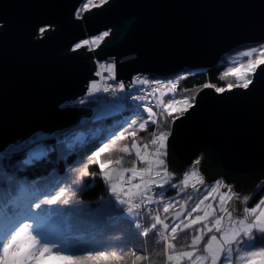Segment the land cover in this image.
Masks as SVG:
<instances>
[{
    "label": "water",
    "instance_id": "95a60500",
    "mask_svg": "<svg viewBox=\"0 0 264 264\" xmlns=\"http://www.w3.org/2000/svg\"><path fill=\"white\" fill-rule=\"evenodd\" d=\"M82 2L0 0V153L92 117L90 107L62 105L99 81L98 62H115L128 87L135 74L211 68L236 47L264 41V0H108L77 18ZM104 31L99 47L73 51ZM167 162L173 181L195 167L208 184L223 179L253 195L264 181V65L249 90L202 89L172 124Z\"/></svg>",
    "mask_w": 264,
    "mask_h": 264
},
{
    "label": "snow or ice",
    "instance_id": "6c2138e0",
    "mask_svg": "<svg viewBox=\"0 0 264 264\" xmlns=\"http://www.w3.org/2000/svg\"><path fill=\"white\" fill-rule=\"evenodd\" d=\"M107 2L108 0H84L80 11L75 15L81 18L82 12ZM47 30L45 27L39 29L42 34ZM108 35L109 32L105 31L91 39L80 40L74 45L73 51L83 47L89 50L99 47ZM240 55L246 62L229 70L237 82L228 84L227 90H249L254 86L256 70L264 65V44L250 47ZM99 68L101 71L96 72L97 76L107 73L108 80H115V62L101 63ZM137 85L141 88L151 87L153 91L132 99L147 101L149 95L159 93L155 106L161 110L160 113L146 103L142 109L136 104V109L146 112V118L137 114L135 119L127 121L126 126H122V131L111 134L107 142L98 147L88 159L98 167V173L94 175L98 174L115 201L129 216L135 218V234L146 240L150 233H154V244L160 246V251L156 248L150 251L147 246L140 251L132 247L120 252L87 248L72 250L64 243L52 242L43 229L42 205L46 207L58 201L69 203L68 199H61L67 189L60 187L55 194H40L35 200L23 205L15 198L12 200V206L0 227V264H264V246L258 244V241L264 242V197L254 206H243L237 211L233 207L234 201L240 200L242 205H247L253 196H241L221 179L208 185L195 167L183 173V179L178 185L173 184L176 174L169 170L167 162L168 140L172 135L170 121L193 107L192 98H175L179 78L165 82L137 75L130 87L136 88ZM161 86L167 91H160ZM203 87L213 88L214 85L204 84ZM125 88L124 82H118L113 87L107 83L102 86L99 81L92 80L87 86V93L89 96L101 91L120 93ZM215 91L223 93L226 89L215 87ZM84 102L80 101L82 104ZM174 112L178 115H173ZM150 124L155 127L150 143H142L138 133L146 131ZM23 148V144H16L9 151H21ZM114 152L117 153L115 157ZM102 154L106 158L102 159ZM133 155L135 160L126 159ZM128 163L132 166L126 167ZM196 164H199V160ZM205 185L206 194L191 207L189 201L193 199L192 196H188L183 202H174L171 199L166 201L163 195L166 186L178 188L179 194L184 193L188 187L199 193L198 186ZM257 187L264 190V183ZM213 202H218V206ZM161 205L163 214L160 211ZM33 208L40 211H33ZM142 211L150 216V223L139 222ZM185 232L190 233V239L186 237L185 242L178 246L176 241ZM161 256L162 261L154 259Z\"/></svg>",
    "mask_w": 264,
    "mask_h": 264
},
{
    "label": "trees",
    "instance_id": "16d2710c",
    "mask_svg": "<svg viewBox=\"0 0 264 264\" xmlns=\"http://www.w3.org/2000/svg\"><path fill=\"white\" fill-rule=\"evenodd\" d=\"M225 60L224 56L218 65L211 68L187 70L186 78L181 80L176 91V98L188 96L194 102L197 94L204 89V84L227 89L228 84L236 83L235 77L226 70ZM81 100L83 99L69 102L68 105L90 107L91 104H95L94 99L84 100L83 104L80 103ZM110 107L115 109L110 114L98 116V111H94L92 117L56 133L48 134L41 131L35 133L28 138L27 146L21 151L0 153V227L14 198L23 205L36 199L40 194H55L60 187H65L67 192L61 199L66 198L69 203L58 201L54 205L46 207L42 205L43 229L52 242L64 243L72 250L87 248L120 252L132 247L140 251L147 246L150 251L152 248L160 251V246L154 244L156 239L154 233H150L146 240L135 234V218L129 216L115 201L103 180L98 174L94 175L98 173V167L89 162L91 154L106 143L111 134L122 131V126H126L127 121L135 119L137 114L144 118V112L128 102ZM174 121H170L171 128ZM154 130L155 128L149 125L146 131L139 132L140 141L150 143ZM38 145L44 148L43 154L31 158L33 149ZM115 155L117 153L114 152L113 157ZM101 158L106 157L102 154ZM126 159L131 161L135 160V157L128 156ZM125 166L132 165L128 163ZM191 169L188 168L185 172ZM182 179L183 175L172 183L178 185ZM204 189L205 187L197 193L188 187L184 193L178 194V188L166 186L163 195L166 201L171 199L174 202L177 200L183 202L188 196H192L193 199L189 201L191 207L203 196ZM252 196L248 207L254 206L261 197H264V190L257 188ZM33 211L40 209L33 208ZM160 211L163 214L162 205ZM139 222L150 223V216L142 211ZM186 237L190 239V233H181L176 241L177 245L184 243ZM258 244L264 246V242L258 241ZM154 259L162 261V256Z\"/></svg>",
    "mask_w": 264,
    "mask_h": 264
},
{
    "label": "rangeland",
    "instance_id": "374dc122",
    "mask_svg": "<svg viewBox=\"0 0 264 264\" xmlns=\"http://www.w3.org/2000/svg\"><path fill=\"white\" fill-rule=\"evenodd\" d=\"M83 2H84V0H83ZM81 6H82V4L80 5V7H79V9H78V11H80V9H81ZM84 12H82L81 13V15L83 14ZM105 32V31H104ZM107 32H109V31H107ZM103 33V32H102ZM110 33V32H109ZM100 35V34H99ZM94 37V36H93ZM92 38V37H91ZM91 38H89V39H91ZM262 44H264V41H262V42H253V43H246V44H243V45H240V46H238V47H236L235 49H233L232 51H230V52H228L226 55H224L225 57H226V60L224 61V62H226V65H225V67H226V70H227V72H229V70L231 69V68H233V67H237L238 66V64L239 63H241V62H246V60L244 59V58H242L241 57V55H240V53H242L243 51H245V50H247L248 48H250V47H259L260 45H262ZM94 48H96V47H94ZM224 56L222 57V59L224 58ZM222 59H221V61H222ZM187 70H189V69H184V70H182V71H180V72H177V73H174V74H170V75H166L165 76V78H167L166 79V81L165 82H167V81H174V79H173V76H175L176 78H177V74H180V73H183V75H181V77H183L186 73H187ZM230 73V72H229ZM141 74H143V73H139V74H135L131 79H133L135 76H137V75H140L141 76ZM145 75V77H147L146 75H149V76H153V77H158V75H153V74H144ZM142 77V76H141ZM159 77H161V76H159ZM169 77V78H168ZM174 77V78H175ZM180 77V78H181ZM148 78V77H147ZM149 79V78H148ZM178 79V78H177ZM177 79H175V80H177ZM123 81V80H122ZM124 82V81H123ZM180 83H181V81L179 80V85H180ZM179 85H178V87H177V89H176V91H178V89H179ZM160 91H167V89L166 88H164L163 86L160 88ZM145 91L143 90V89H140L139 90V95H141V96H144V95H147V94H145L144 93ZM177 94V93H176ZM175 94V98H176V95ZM159 95V93H156V95H155V98H156V96H158ZM184 97H188V96H184ZM182 98V97H181ZM181 98H178V99H181ZM94 99V103L96 104L97 102H98V100H100V99H103V98H98V97H96V99L95 98H93ZM148 99H151V100H154V97L153 96H151V95H149L148 96ZM168 99V97L166 96L165 97V100H167ZM177 99V98H176ZM151 100H149L148 102H150ZM102 101V100H101ZM72 103H73V101H71ZM104 103H107V102H104ZM194 102H192V104H193ZM67 104V105H66ZM69 104V102H66L65 104H63L62 106H71V105H68ZM95 104H91L90 105V108H92L93 109V113H94V111L95 112H97L98 111V113H97V115L98 116H105V115H107V114H110V113H112L113 111H115V109L113 110V108H109V105H108V107H105V106H107V104H101V103H97L96 105ZM119 104V103H118ZM118 104H115L114 106H117ZM122 104V103H121ZM133 107H134V105L132 104V103H130ZM72 106H74V105H72ZM148 106H150V107H153V110L154 111H156L158 114L160 113V109L158 108V107H156L155 106V103H154V101H152V102H150V104H148ZM101 107V108H100ZM104 107V108H103ZM144 112V111H143ZM173 114H177L176 112H174ZM146 116H147V114H146V112H144V118H146ZM150 126H152L153 128H155L153 125H151L150 124ZM171 131H172V128H171ZM57 132V131H56ZM56 132H54V133H56ZM27 141H28V139L27 140H24V141H20L19 142V144H23L24 145V147L25 146H27ZM13 145H15V144H11L4 152H11V151H9V149L13 146ZM43 152H44V148L41 146V145H38V146H36L34 149H33V151H32V153H31V158L32 157H36V156H40V155H42L43 154ZM3 153V152H2ZM139 166V165H138ZM193 168V167H192ZM185 172V171H184ZM183 172V173H184ZM183 175V174H182ZM182 175H181V177H182ZM180 177V178H181ZM179 178V179H180ZM179 179H177V180H179ZM221 180H223V179H221ZM224 181V180H223ZM213 183V182H212ZM212 183H210V184H212ZM209 185V184H208ZM230 185V184H229ZM207 185H205V186H201L200 187V190L202 189V188H204V187H206ZM232 186V185H231ZM199 187V186H198ZM232 189H234V187L232 186ZM159 190V189H158ZM223 191V190H222ZM235 192V191H234ZM204 194H206V193H204ZM203 194V195H204ZM203 197V196H202ZM201 197V198H202ZM21 198V196L19 197V199ZM35 200V199H34ZM210 202H212V201H210ZM213 203H217V206H218V202H213ZM155 206V205H154ZM245 206H248V204L247 205H245Z\"/></svg>",
    "mask_w": 264,
    "mask_h": 264
},
{
    "label": "built area",
    "instance_id": "2783aa9c",
    "mask_svg": "<svg viewBox=\"0 0 264 264\" xmlns=\"http://www.w3.org/2000/svg\"><path fill=\"white\" fill-rule=\"evenodd\" d=\"M105 62H109L111 63V61H102V62H99V64L101 63H105ZM99 64L97 63V71H101V69L99 68ZM181 75H183V73H180V74H177V78H179V80L181 81L182 79H184L183 77H186L187 76V73L181 77ZM142 77H145L144 74H141ZM149 80H161V81H166L167 78H165V76H161V77H151L149 75H146ZM175 76H173V79H177L176 77L174 78ZM181 77V78H180ZM169 78V77H168ZM99 81L101 83V85L103 86L105 83L109 84V85H112L113 87H115V85L118 83V82H123L122 80L120 79H116L115 80H108L107 79V73H104L103 75L99 76ZM133 81V79H132ZM131 81V83H132ZM91 82V81H90ZM130 83V84H131ZM90 84V83H89ZM130 84L128 85V87L125 88V90L123 92H120V93H116V92H113V91H109V92H104V91H101V92H97V93H94L92 94V96H89L88 93H87V96L90 97V99L92 98H95L98 97V98H103V99H100L98 100L97 103H101V104H107V106H114L115 104H118V103H123V102H128V103H132L134 105V107H136V104H139L141 109L143 108L144 104L146 103L147 105L150 104V102L154 101V103L156 102V98L155 96L151 95L154 97V100H151V99H148L147 101H134L132 98L133 97H136V96H141L139 95V90L140 89H143L145 92V94H149L150 92L153 91V89L151 87H145V88H141L139 85H137L136 88H132L130 87ZM162 87V86H161ZM160 87V88H161ZM102 100V101H101ZM149 100H151L150 102H148ZM104 102H107V103H104ZM142 111V110H141ZM143 112V111H142Z\"/></svg>",
    "mask_w": 264,
    "mask_h": 264
},
{
    "label": "bare ground",
    "instance_id": "6f19581e",
    "mask_svg": "<svg viewBox=\"0 0 264 264\" xmlns=\"http://www.w3.org/2000/svg\"><path fill=\"white\" fill-rule=\"evenodd\" d=\"M98 64H99V62H98ZM97 67H98V66H97ZM189 70H191V69H189ZM79 99H83V100H91L90 97L87 96V93H86V92H85L84 95L80 96L77 100H79ZM92 99H93V98H92ZM74 101H76V100H74ZM77 107H80V105H78ZM83 107H86V106H83Z\"/></svg>",
    "mask_w": 264,
    "mask_h": 264
}]
</instances>
